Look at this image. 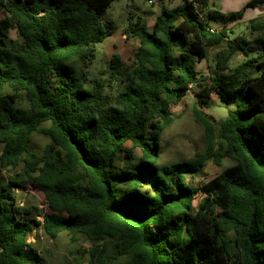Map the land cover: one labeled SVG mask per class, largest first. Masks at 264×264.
<instances>
[{
    "label": "trees",
    "instance_id": "obj_1",
    "mask_svg": "<svg viewBox=\"0 0 264 264\" xmlns=\"http://www.w3.org/2000/svg\"><path fill=\"white\" fill-rule=\"evenodd\" d=\"M112 1L0 0V168L20 166L8 182L0 175V264H46L28 240L35 227L50 239L87 238V260L76 264H264V16L249 21L248 41L230 36L226 22L212 29L206 20L220 13L207 0L161 6L150 28L127 24L138 41L129 63L113 53L86 77L76 64H89L113 34L100 21ZM223 42L198 107L212 93L230 102L241 91L239 102L217 120L194 109L205 148L159 165L170 107L206 79L195 64ZM34 133L49 139L41 153L30 145ZM224 158L232 164L191 185L207 160ZM25 185L43 194L42 220L17 202L11 186Z\"/></svg>",
    "mask_w": 264,
    "mask_h": 264
},
{
    "label": "rangeland",
    "instance_id": "obj_2",
    "mask_svg": "<svg viewBox=\"0 0 264 264\" xmlns=\"http://www.w3.org/2000/svg\"><path fill=\"white\" fill-rule=\"evenodd\" d=\"M185 0H113L106 8L105 14L101 16V22H111L115 30L111 36H108L103 42L95 45L94 59L87 65L81 66L76 64V72L82 73L86 77L98 76L102 70L107 68V63L113 53H118L120 59L129 63L132 53L138 47L137 39L127 36L124 30L131 21L140 20L150 28L154 16L159 12L161 6L173 8ZM249 0H207L208 9L216 10L220 13L218 19H207V23L215 29L220 28L225 23L227 28L232 30L230 36H244L248 41H252L255 33L249 28L251 19H262L264 16V2L257 6H249ZM231 12L237 14L236 19L228 21L227 16ZM10 38H16L15 30H11ZM21 39L18 38V41ZM227 47L223 42L221 45L209 47L207 56L196 62L195 68L199 75L206 77L201 84L192 85L188 95L178 104L170 107L172 121L160 134V154L158 159L159 165H170L174 162L188 160L194 157L196 152L203 151L207 143V137L202 126L195 121L193 111L197 109L202 116L211 115L215 120L226 116L229 109H233L239 102L241 91H238L230 102H222L212 93L210 103L205 107H198L199 92L203 85L210 83L209 76L214 69L215 61L226 53ZM243 55L233 56L229 60V69L223 71L224 74H230ZM19 105L26 106L25 102H19ZM49 142V139L40 134L34 133L31 136L30 145L32 150L41 153L42 147ZM1 148V145H0ZM232 162L224 158L219 166L211 160H207L204 167L194 173L190 178L192 186H199L210 178L217 175L223 168L231 165ZM20 166L16 169L0 168V175L3 180L8 182L9 178L19 172ZM14 192L19 206H35L33 213L37 220H42L41 212L45 211L43 204V194L30 185L16 187ZM202 198L201 191L195 194L193 205L197 207ZM33 243L46 264H76L85 262L88 257L90 243L87 238L81 235L75 236L72 240L69 235L62 231L55 239L48 238L39 227H35L28 239Z\"/></svg>",
    "mask_w": 264,
    "mask_h": 264
},
{
    "label": "built area",
    "instance_id": "obj_3",
    "mask_svg": "<svg viewBox=\"0 0 264 264\" xmlns=\"http://www.w3.org/2000/svg\"><path fill=\"white\" fill-rule=\"evenodd\" d=\"M153 0H148V2H152ZM189 87V90H188V93L190 92V89L192 88L191 85L188 86Z\"/></svg>",
    "mask_w": 264,
    "mask_h": 264
},
{
    "label": "crops",
    "instance_id": "obj_4",
    "mask_svg": "<svg viewBox=\"0 0 264 264\" xmlns=\"http://www.w3.org/2000/svg\"><path fill=\"white\" fill-rule=\"evenodd\" d=\"M153 19H154V18H153ZM152 23H153V22H152ZM146 26H147V25H146ZM150 27H151V26H150ZM210 27H211L212 29H215V28H214L213 26H211V25H210ZM148 28H149V27H148Z\"/></svg>",
    "mask_w": 264,
    "mask_h": 264
}]
</instances>
